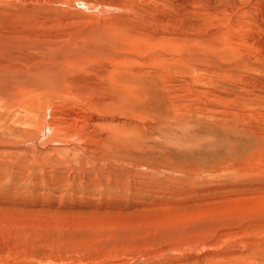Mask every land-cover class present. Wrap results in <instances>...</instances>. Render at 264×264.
<instances>
[{"label":"rangeland","instance_id":"374dc122","mask_svg":"<svg viewBox=\"0 0 264 264\" xmlns=\"http://www.w3.org/2000/svg\"><path fill=\"white\" fill-rule=\"evenodd\" d=\"M147 1L15 2L39 9L30 20L46 18L54 29L74 31L81 38L72 47L100 50L94 67L123 65L122 73L109 75L126 92L115 91L124 108L113 111L118 123L111 122L122 145L90 149L84 140L91 153L85 157L70 149V140L61 155L47 134L39 135L44 109L21 112L12 104L14 84L3 90L0 264H264V138L244 132L264 130L256 95L264 84V69L256 66L264 65V19L260 23L255 12L241 18L242 26L233 23L235 30L227 22L216 26L239 48L231 55L156 39L140 48L129 40L90 43L94 36L108 42L122 25L163 28L155 20L166 17L167 0ZM240 5L231 9L247 8ZM110 8L122 16L107 13ZM74 58L85 65L84 57ZM129 68L149 74L131 75ZM83 73L90 74L76 71ZM72 92L67 87V98ZM96 93L109 95L104 88ZM246 100L261 113L246 111Z\"/></svg>","mask_w":264,"mask_h":264},{"label":"bare ground","instance_id":"6f19581e","mask_svg":"<svg viewBox=\"0 0 264 264\" xmlns=\"http://www.w3.org/2000/svg\"><path fill=\"white\" fill-rule=\"evenodd\" d=\"M9 1L12 5H6L4 0H0V102L4 101V98L2 97L3 90L9 88H6L8 84H14L12 86L16 88L13 89H15L17 94L12 93L13 96L9 95L12 96L13 107H19V111H25L27 114L32 111L33 106H36L41 110L43 108L45 118L41 121V127L38 128L40 131H38L39 135L41 134V136H44L47 134V136L50 137L49 139L56 143L54 147L60 151L58 152L61 155L66 152L67 148H65V146L63 147L62 143H64V141L67 142L68 140L72 143H70V149H72L75 154H83L85 157L89 153L85 151L86 147L82 143L84 140L90 142V149L94 146L102 147L100 145L103 143L108 147L110 146L108 145L109 143H112L113 146L122 145V137L119 136V133L116 131L117 128H115L117 125H111V122L112 120H116V117H114L115 115L113 116V111H116L120 106H123L124 108L119 96H122V94L126 91H124L125 89H123L122 86L119 87V84L114 83L113 79L110 78L109 73L110 71H120V73H122L123 65L110 64L107 65V67H94L93 63L97 62V59H101L100 57L102 55L100 50H85L82 47H72V45H74L75 42L81 38H74L76 35L74 31L69 29L65 30L63 28H60L59 30L56 28L54 29L51 27L52 24L46 18L30 20L27 16H35V14L38 13V8L30 6L27 8L24 3L22 4L25 5V7H22L23 5L20 6V4H16L17 2H23V0ZM81 5H83V2ZM165 5L169 9L166 17L155 20L157 24L163 28H157L156 30L155 28L148 29L144 28L146 26L145 25L144 27H137L133 29L132 26L129 28L128 26L122 25L115 27L114 32H112L109 36L108 42H106L107 38L106 40L104 38H102L104 40H101V38H97L95 36L93 40L89 41H91V44L93 43V46L98 47L103 42L112 45L113 43L116 44L121 40H129L131 43L138 45L140 48L139 45L153 42L156 39V41L163 43L164 45L181 44V47H183L182 45H193L198 47V49H205V51L212 47H216L215 49L221 51L223 54L227 53L231 55L237 53L239 48L236 46L234 40L229 36L227 31L217 30L216 26L222 22H227L230 25V31L235 30L233 29L235 27L233 23L238 26H242L241 18H245L249 15L253 16L255 12L260 13V16H258L260 23L264 19V0H167ZM234 5H240L241 8H247L233 10L231 8ZM88 7H84L85 10L87 9L86 11H90ZM101 10L102 9L99 11ZM166 10L167 9H165V11ZM107 11L109 14L118 13L122 16L119 9L116 10V8H110ZM88 34L90 35V31H88ZM85 44L87 43L85 42ZM179 50H181V48ZM75 56L76 58L78 56L84 57L85 61L83 63L85 65L81 64L80 61L75 60ZM189 58L191 59L192 57L189 56ZM22 66H24L23 71H14ZM256 66L259 68L263 67L262 69H264V65ZM27 68L32 69L29 74H27L28 72L25 73L26 71L24 69ZM82 69H88L90 74L84 75L83 73L76 75V71L79 72ZM128 70V74L131 75H138L140 73L149 74L148 71L138 70L137 68H129ZM193 74L199 76V71L197 69H193ZM71 75H73V78ZM201 76L203 77L204 82L209 81V76H207L208 78L205 77V75ZM151 77L152 75L149 76V78ZM67 87L73 88V92L71 93L72 98H67L69 96L67 93ZM102 88L108 91L109 95L95 96V94H97L96 92L100 91ZM20 91L25 92V94L23 93L25 96L23 99L22 96L19 95ZM115 91L118 92L117 94L119 96L115 94ZM26 92H28L27 94L29 95H27ZM249 92H251V94L254 93L250 90ZM256 92L259 93L256 95L260 98L259 109L264 111V102L262 97L264 95V84L259 85L258 91ZM234 96L237 99L238 95ZM244 100L245 99L239 102H243ZM248 101L249 100H246L248 107H246L245 110L249 111L251 114H260L261 112H254L256 110L254 104L251 101ZM223 121L225 122V120ZM100 128L105 129L107 134L103 132V130L101 131ZM244 132L256 136L260 135L264 138V130L262 127L252 128L251 130L247 128ZM30 145L35 147L37 150L40 148V145L34 142ZM48 149L49 153H52L54 150L52 147H48ZM55 153H52L54 158L56 157ZM93 160L96 162L95 159ZM97 164L100 165L99 162H97ZM107 170H112V168L108 167Z\"/></svg>","mask_w":264,"mask_h":264}]
</instances>
